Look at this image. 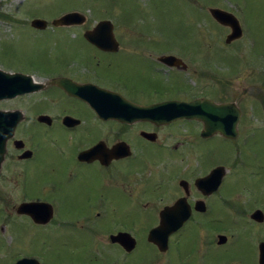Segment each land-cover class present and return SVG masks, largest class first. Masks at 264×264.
Listing matches in <instances>:
<instances>
[{"label":"flooded vegetation","instance_id":"obj_1","mask_svg":"<svg viewBox=\"0 0 264 264\" xmlns=\"http://www.w3.org/2000/svg\"><path fill=\"white\" fill-rule=\"evenodd\" d=\"M216 8L233 15L241 29V37L228 43L233 28L217 22L207 8L208 17L225 38L226 46L216 48L219 62L226 53H239V42L264 38V20L253 31L230 9ZM61 18L0 15V36H12L0 39V71L20 75L15 82L26 87L16 96L0 98V113L13 114L18 120L0 166V232L4 222L14 237L11 243H19L5 247L0 239V264L7 258L12 260L9 264L23 259L30 260L29 264H80L82 257L89 258V264H132L141 243L155 253L151 258L159 256L165 264H259L264 197L254 195L244 205L226 191V172L232 174L238 164L244 114L235 92L228 95L221 72L210 71L204 63L194 70L192 50L176 53L179 56L158 55V49L141 44V32L118 33L113 22L118 48L102 50L86 35L109 20L92 27L83 15L82 23L53 25ZM204 19L207 22V16ZM36 20L48 25L36 28ZM57 30L68 33L58 39L62 47L39 46L42 36ZM202 33L209 35L208 30ZM13 44L35 48L32 54L41 61L28 63L27 71L8 69L4 62ZM165 56L179 61L169 66L161 61ZM193 75L205 82L200 93L189 83L192 78L188 76ZM211 79L217 90L209 89ZM154 97L159 99L147 100ZM196 100L238 108L237 139H227L219 132L205 138L206 124L199 120L157 124L135 119V112L130 121L114 118L111 112L114 102L141 107ZM145 133L154 134L155 140ZM214 139L234 146L235 156L228 163L227 156L220 159L216 153L209 160L207 147ZM120 144H125L126 152L114 156V147ZM196 148L201 150L198 155ZM190 156L198 159L195 165ZM218 168L225 169V174L217 188L198 183ZM23 206H27L25 212ZM258 211L261 221L252 218ZM231 218L251 230L255 243H236L233 228L239 224L233 221L229 227ZM159 228L171 232L166 240L161 233L158 241H151L150 233ZM121 234L123 240H114ZM79 243L93 248L86 251ZM97 243L108 245L101 252L94 247ZM62 252L68 254L67 262L62 261Z\"/></svg>","mask_w":264,"mask_h":264},{"label":"rangeland","instance_id":"obj_2","mask_svg":"<svg viewBox=\"0 0 264 264\" xmlns=\"http://www.w3.org/2000/svg\"><path fill=\"white\" fill-rule=\"evenodd\" d=\"M219 6L233 11L241 21H244V24L251 26L253 31L258 27L259 22L264 20V16H262L264 15V11L262 12L264 0H196L192 4H184L180 0H0V15L59 18L67 13L78 12L88 18L89 25L92 27L102 20H109L113 22L118 33L141 32V44L144 43V46L149 45L158 49V55L162 53L181 54L186 49L192 50L194 55L190 58L196 60L192 64L194 70H200L205 65L210 71L212 69L220 71V79L227 85L228 95L235 92L240 110L244 114L241 138L238 143L240 148L238 164L232 174L226 172V175L229 176L226 179V191L233 193L232 197L236 203L242 202L245 205L254 195L264 197V38L259 36L256 37V40L245 39L239 42L236 49L241 48V51L236 55L226 53L225 60L220 63L221 55L216 53V48L226 46L225 38L214 26L215 24L212 23L207 12V8ZM206 16L207 22L204 19ZM207 30L209 35H204L203 33H206ZM8 32L10 33V31ZM200 32H203V36L199 34ZM67 34V30L53 31L52 34L42 36V44L39 46L62 47L58 39L68 36ZM11 37L0 36V39ZM16 40L12 41L16 42ZM34 49L25 44H13L8 49L10 57H8V61L4 62V66L20 71L30 70V67L27 66L28 63L41 61L40 56H36V53L32 54ZM188 79H191L189 83L195 91L200 93L202 84L205 82L194 75L188 76ZM208 84H210L209 89L217 90V84L212 79ZM154 98L145 99L149 101L159 99V97ZM199 143L201 144V142ZM222 143L223 145L215 139L210 141L207 147L209 160L213 159L212 155L215 153L218 158L223 155L226 159L227 156L226 163L229 158L235 156L234 146L228 142ZM200 152V149L194 150L197 155ZM190 160H193L195 165L198 159H193L190 156ZM233 221L239 224L233 228L237 237L236 243H255V237L251 230L242 227L240 220L231 218L230 223L228 222L229 227L230 224L233 225ZM1 225L0 239L3 241L1 246L3 244L5 247L18 246L19 243H11L14 237L10 232V227L4 222ZM25 231V236H28L29 232L27 229ZM193 235L197 236V233L193 232ZM261 239H264V236ZM79 244L86 251L93 248L89 243ZM107 245L108 243H97L94 247L100 248L102 252L101 247H107ZM64 249L68 253V250ZM3 252L6 254V250ZM62 254V261L67 262L68 254L64 252ZM98 255L99 257L103 256L102 253ZM152 255L155 253L147 244L141 243L140 249L130 263L165 264L163 261H159V256L151 258ZM7 259L9 261L2 260L1 264L12 262L10 258ZM89 260V258L82 257L80 264H89Z\"/></svg>","mask_w":264,"mask_h":264},{"label":"water","instance_id":"obj_3","mask_svg":"<svg viewBox=\"0 0 264 264\" xmlns=\"http://www.w3.org/2000/svg\"><path fill=\"white\" fill-rule=\"evenodd\" d=\"M211 16L219 23L228 24L233 28L232 34L228 37L227 42L230 43L241 37V29L237 20L233 15L223 12L217 8L210 9ZM83 15L78 12L67 13L62 16L60 20L53 22L55 26H69L78 23H82ZM48 23L42 20H36L33 22V26L36 28H43ZM114 26L111 21H102L97 27L87 33L86 38L94 46L102 50H116L118 43L115 40L113 34ZM162 62L173 66L179 59L175 56H165L161 59ZM21 78L20 75H11L0 71V98H8L23 93L26 87L20 84H16V80ZM116 97V96H115ZM115 100V99H114ZM125 106V108L123 107ZM123 106H118L114 102V108L112 113L114 118H118L124 121H130L133 119L135 113V119H142L146 121L155 122L157 124H163L171 122L176 119H193L199 120L206 124L205 130L202 133L203 137H211L215 133H221L228 139H235L238 136L237 124L240 120L241 111L232 104H216L210 100H196L190 103L185 102H165L155 104L151 106H137L129 102H126ZM135 112V113H133ZM18 120H16L13 114L0 113V149L2 151V157L0 159V166L3 161V155L5 152L6 142L13 137L14 130ZM145 137L154 141V134H144ZM126 152L125 144H120L114 147V156L122 155ZM225 174V169L218 168L214 170L207 178L198 181L200 184H207L212 186L211 189H215L221 183V180ZM27 206H23L22 212H25ZM261 212L258 211L253 215V219L261 221ZM171 231L167 229H156L150 233L149 239L151 241H158L159 234L163 233L165 239ZM126 235V234H125ZM124 234L114 238V240H123ZM126 246L125 243H121ZM128 245V243H127ZM132 248V245H128ZM129 248V249H130ZM262 253L260 256L259 264H264V244L261 245ZM31 261L23 259L16 264H29Z\"/></svg>","mask_w":264,"mask_h":264}]
</instances>
